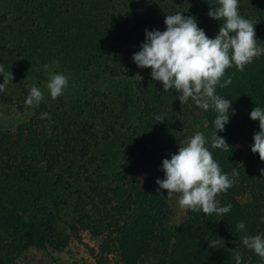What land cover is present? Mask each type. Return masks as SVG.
Wrapping results in <instances>:
<instances>
[{
  "label": "trees",
  "instance_id": "1",
  "mask_svg": "<svg viewBox=\"0 0 264 264\" xmlns=\"http://www.w3.org/2000/svg\"><path fill=\"white\" fill-rule=\"evenodd\" d=\"M216 3L0 0L1 31L10 29L18 55L35 61L47 53L75 70L90 71L97 80L127 83L104 95L103 122L109 128L103 129L89 119L66 124L44 100L38 107L27 106L30 90L17 82L20 70H11L14 80L9 85L13 95L19 94V110L32 113L14 131L0 133V264H14L30 247L63 248L87 230L106 237V256L95 264H132L121 254L120 259L110 258L118 247L116 238L126 232L145 253L155 239L164 264H236V251L241 264H264L241 239L264 237V161L251 150L260 129L259 121L250 118L254 107L264 109V55L244 71L227 69L224 80L231 77L232 83L216 87L236 110L231 115L230 109L229 123L217 133L230 145L228 151L211 147L217 132L212 107L205 111L191 98L182 105L175 89L164 91L151 69L138 67L132 59L145 42L146 29L166 30L168 14L195 16L198 26L215 37L222 21L208 12ZM239 12L256 24L257 43L264 47V0H239ZM43 113L47 118H40ZM197 132L204 134L214 159L235 181L217 196L221 207L232 208L223 216L187 210L186 222L172 230L167 190L158 191L157 180L165 178L163 159H170ZM66 206L71 208L69 232L59 222ZM241 221L245 228L237 231ZM212 240L219 241L217 248L209 246Z\"/></svg>",
  "mask_w": 264,
  "mask_h": 264
},
{
  "label": "clouds",
  "instance_id": "2",
  "mask_svg": "<svg viewBox=\"0 0 264 264\" xmlns=\"http://www.w3.org/2000/svg\"><path fill=\"white\" fill-rule=\"evenodd\" d=\"M211 4V3H210ZM208 15L222 21L218 34L209 37L198 26L195 16L183 13L168 14L165 18L166 30H147L146 39L141 49L133 54L132 59L140 68H150L153 80L162 83L164 91L175 89L179 93L181 104L191 98L196 106L208 111L210 107L217 113L214 126L217 132L212 137V148L228 151L230 145L217 133L225 130V125L235 115L232 101L216 93V87H227L232 78L224 80L226 70L235 66L244 71L246 65L261 55L264 47L257 43L255 25L239 12V0H217ZM59 67V61L45 64L44 71L49 74L46 87L53 100L62 96L68 87V77L52 70ZM0 74L4 82L0 83V92L14 80L12 72H6L0 65ZM223 80V83L221 82ZM44 100L43 91L32 86L25 101L27 106L38 107ZM48 114H41V119ZM250 118L259 121V131L254 134L251 146L253 153H258L264 161V109L254 107ZM164 118L157 117V121ZM208 141L203 133L197 132L186 145L180 146L177 153L162 162L164 179H158L159 190H167L169 200L176 199L182 210L203 212L207 216H223L231 211L232 206H220L217 196L233 187L235 181L224 173L206 146ZM264 173V169H261ZM238 175V173H235ZM237 231L243 230V221L235 225ZM247 249L253 250L264 259V237L261 235L242 238ZM219 241H209L211 248H217ZM236 264H241L242 255L234 252Z\"/></svg>",
  "mask_w": 264,
  "mask_h": 264
},
{
  "label": "rangeland",
  "instance_id": "3",
  "mask_svg": "<svg viewBox=\"0 0 264 264\" xmlns=\"http://www.w3.org/2000/svg\"><path fill=\"white\" fill-rule=\"evenodd\" d=\"M2 12L0 8V21ZM10 21H14V16ZM12 38L13 35L10 34L9 28L2 32L0 27V65H3L6 72H11L15 68L20 70L15 73V76H19L17 82H24L29 90L32 86L39 87L44 93V101L58 112L64 123L74 124L89 119L94 121L99 128H109V124L103 122V117L107 116V111H102L104 109L103 100L106 99L104 95L110 94L116 88L126 86L125 80L110 78L97 80L90 71L68 67V64H65L64 60L60 58L59 67L53 65L52 70L68 77V87L62 96L53 100L46 87L49 74L44 71L43 66L52 64L54 59H50L47 53H42L35 61H31L29 56L18 55L16 44ZM8 48L13 51H8ZM0 80H4L2 74H0ZM10 83L12 84V82ZM12 90L14 91V88L8 84L6 89L0 92V133L14 131L18 125L27 121L32 113L31 109L19 110L20 100L17 99L19 94L13 95ZM99 92L103 96L99 95ZM169 205L171 215L168 226L174 230L186 222L188 214L187 210L179 208L176 199L169 200ZM50 209L55 211L54 203H51ZM63 210L59 221L60 227L69 232L67 223L72 220L71 208L66 206ZM127 234L128 232L120 235L118 240L116 238L118 247L110 254V258L120 259L119 254H121L122 258L128 256L132 264H164L161 261L162 250L157 246L155 239L150 241L151 251L145 253L139 243L131 241V234ZM105 240V236H96L91 230L80 231L76 237H71L65 247L60 249L49 244L45 247H30L22 252L14 264H95L103 256H106L102 247Z\"/></svg>",
  "mask_w": 264,
  "mask_h": 264
}]
</instances>
